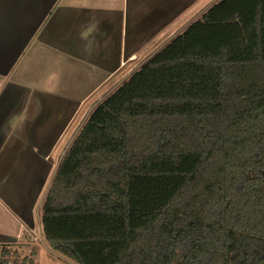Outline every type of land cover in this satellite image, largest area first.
I'll return each mask as SVG.
<instances>
[{
	"label": "trees",
	"instance_id": "16d2710c",
	"mask_svg": "<svg viewBox=\"0 0 264 264\" xmlns=\"http://www.w3.org/2000/svg\"><path fill=\"white\" fill-rule=\"evenodd\" d=\"M40 217L75 264H264V0H219L104 98Z\"/></svg>",
	"mask_w": 264,
	"mask_h": 264
},
{
	"label": "crops",
	"instance_id": "0c3cea01",
	"mask_svg": "<svg viewBox=\"0 0 264 264\" xmlns=\"http://www.w3.org/2000/svg\"><path fill=\"white\" fill-rule=\"evenodd\" d=\"M125 12L126 0H0V92L8 82L31 89L27 106L14 126L20 137L24 128L33 127L42 106L56 98L67 100L65 108L71 107L70 101H81L78 113L102 92L99 104L170 41L171 33L166 34V29L181 16L124 63ZM129 63L133 66L123 71ZM113 78L117 80L111 82ZM109 82L113 84L107 86ZM34 128L35 139L49 131L46 123ZM21 226L0 201V235L16 240L0 245L17 244ZM33 259L36 263V256Z\"/></svg>",
	"mask_w": 264,
	"mask_h": 264
},
{
	"label": "water",
	"instance_id": "95a60500",
	"mask_svg": "<svg viewBox=\"0 0 264 264\" xmlns=\"http://www.w3.org/2000/svg\"><path fill=\"white\" fill-rule=\"evenodd\" d=\"M195 1L126 0L122 61L125 63ZM30 92L29 87L13 82L6 83L0 92V201L25 227L33 230L35 207L52 170L50 153L77 113L81 101H70V108L64 106L67 100L59 98L43 105L31 130L46 123L49 131L38 137V143L24 147L14 159L3 156L1 151L27 106ZM14 147L11 146V152ZM14 242L15 238L0 235V244Z\"/></svg>",
	"mask_w": 264,
	"mask_h": 264
},
{
	"label": "rangeland",
	"instance_id": "374dc122",
	"mask_svg": "<svg viewBox=\"0 0 264 264\" xmlns=\"http://www.w3.org/2000/svg\"><path fill=\"white\" fill-rule=\"evenodd\" d=\"M219 0H198L197 4L190 9L189 11L184 12L181 16L175 20L169 27L166 29V34L171 33L170 37H175L178 33L182 32L188 25H190L193 21L197 20L201 17V15L213 4L218 2ZM177 34V35H176ZM175 35V36H174ZM170 39V40H171ZM150 48V44L148 45ZM148 47L143 50L146 51ZM142 53V54H143ZM141 62H137V68ZM133 63H129L128 66L123 69V71L128 70ZM117 80V78H113L111 82ZM109 82L107 86L113 84ZM102 92L97 93L93 98H91L83 107L79 110L76 116L73 119V123L70 124V128H68L65 133L63 134L60 141L56 144L55 148L51 154V161H52V170L49 174L48 180L42 190V193L39 197L37 205L34 211V220H35V228L33 230L28 229L23 226L17 231L18 234V242L17 244L7 245L3 249L0 250H8L10 252V261L14 264L17 261L18 264L23 260V258H34L33 253H36V260L37 262L34 264H75L74 262L70 261L69 259L59 255L58 253L52 251L46 244L42 226H41V206L46 198V194L49 191V188L52 184L54 176L56 174V170L58 165L64 156L65 152L69 148L70 144L72 143L73 139L76 137L78 132L83 127L84 123L86 122L88 116L92 112V110L96 107L94 105L98 104L101 100ZM21 130V129H20ZM16 217V216H15ZM38 256V257H37ZM30 260V259H29Z\"/></svg>",
	"mask_w": 264,
	"mask_h": 264
},
{
	"label": "flooded vegetation",
	"instance_id": "af4514ba",
	"mask_svg": "<svg viewBox=\"0 0 264 264\" xmlns=\"http://www.w3.org/2000/svg\"><path fill=\"white\" fill-rule=\"evenodd\" d=\"M23 135V138L20 137V132H18L15 128L11 131L9 138L5 142V145L1 151V154L8 155V157H11L14 159L18 153H21L27 145H34L38 143V139L34 138V132L31 129H25L21 133ZM26 135V137H24ZM13 145L14 150L11 152V146ZM54 149V148H53ZM53 151V150H52ZM51 154L49 160L51 161ZM52 162V161H51Z\"/></svg>",
	"mask_w": 264,
	"mask_h": 264
},
{
	"label": "built area",
	"instance_id": "2783aa9c",
	"mask_svg": "<svg viewBox=\"0 0 264 264\" xmlns=\"http://www.w3.org/2000/svg\"><path fill=\"white\" fill-rule=\"evenodd\" d=\"M23 259H24V258H23ZM29 259H30V258H29ZM7 260H9V261H8V264H13V263L10 261V258H9V257L7 258ZM20 263H21V262H20Z\"/></svg>",
	"mask_w": 264,
	"mask_h": 264
}]
</instances>
